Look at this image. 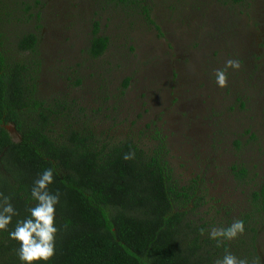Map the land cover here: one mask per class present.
<instances>
[{
    "label": "rangeland",
    "instance_id": "obj_1",
    "mask_svg": "<svg viewBox=\"0 0 264 264\" xmlns=\"http://www.w3.org/2000/svg\"><path fill=\"white\" fill-rule=\"evenodd\" d=\"M8 58L32 62L38 97L110 140L160 144L180 184L197 183L222 226L264 199V0H1ZM94 31L108 39L89 53ZM35 34L34 52L17 41ZM228 59L227 86L215 72ZM13 141L20 136L5 126ZM235 170H239L236 172ZM242 171V172H241ZM256 248L264 264V213Z\"/></svg>",
    "mask_w": 264,
    "mask_h": 264
},
{
    "label": "trees",
    "instance_id": "obj_2",
    "mask_svg": "<svg viewBox=\"0 0 264 264\" xmlns=\"http://www.w3.org/2000/svg\"><path fill=\"white\" fill-rule=\"evenodd\" d=\"M1 16L0 0V23ZM2 44L0 33V193L11 198L19 214L9 225L12 230L34 206L29 198L33 181L54 168L49 190L60 193L59 231L48 264H215L224 247L247 257L249 264H260L256 225L264 213L263 193L252 194L250 211L239 218L244 234L218 248L208 231L229 225L207 214L194 215L205 206L201 188L176 180L162 145L147 149L81 126L69 106L38 97L34 63L8 58ZM37 45L35 34L23 35L16 44L22 54ZM107 46L108 39L94 31L90 55L101 56ZM6 125L13 126L19 141L11 139ZM130 152L134 158L125 161ZM17 248L7 232L0 233V264H20Z\"/></svg>",
    "mask_w": 264,
    "mask_h": 264
},
{
    "label": "clouds",
    "instance_id": "obj_3",
    "mask_svg": "<svg viewBox=\"0 0 264 264\" xmlns=\"http://www.w3.org/2000/svg\"><path fill=\"white\" fill-rule=\"evenodd\" d=\"M240 61L228 59L222 69L215 72V83L223 89L227 86V71L239 70ZM134 153L123 156L125 161L133 159ZM54 182V168L44 169L33 181L30 188L29 198L34 206L27 209L28 215L18 219L12 230L9 225L18 212L11 202L9 196L0 193V233L7 232L10 240L18 244L17 258L20 264H48L54 257L56 249V238L59 231L56 226V210L60 203V193L52 192L49 186ZM245 223L242 219L234 220L225 228H212L208 231L210 240L216 241L218 248L223 246V241H232L243 235ZM205 234V229H200V235ZM215 264H249L247 257H237L224 247V254L215 261Z\"/></svg>",
    "mask_w": 264,
    "mask_h": 264
},
{
    "label": "flooded vegetation",
    "instance_id": "obj_4",
    "mask_svg": "<svg viewBox=\"0 0 264 264\" xmlns=\"http://www.w3.org/2000/svg\"><path fill=\"white\" fill-rule=\"evenodd\" d=\"M224 2H229V1H225V0H223ZM244 0H241L240 2H238V3H233V4H241L242 2H243ZM229 3H231V2H229Z\"/></svg>",
    "mask_w": 264,
    "mask_h": 264
}]
</instances>
